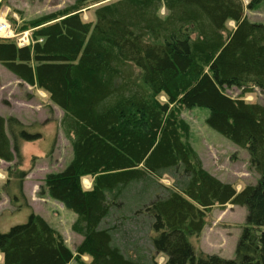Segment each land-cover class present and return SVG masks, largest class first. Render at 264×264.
Wrapping results in <instances>:
<instances>
[{
	"label": "trees",
	"instance_id": "obj_1",
	"mask_svg": "<svg viewBox=\"0 0 264 264\" xmlns=\"http://www.w3.org/2000/svg\"><path fill=\"white\" fill-rule=\"evenodd\" d=\"M102 1L24 21L16 31L31 30L27 45L0 38V64L63 112L72 157L43 184L76 214L71 230L82 238L73 256L31 211L0 232L1 264H157V255L162 264H264V105L225 92L264 90V23L245 16L242 0H113L84 21L82 8ZM193 107L207 108L206 124L247 151L255 184L237 190L204 168L179 116ZM29 128L0 115V160L20 161L21 142L41 137ZM226 204L246 209L233 257L196 253L191 238L206 213ZM136 216L147 221L148 249L121 227Z\"/></svg>",
	"mask_w": 264,
	"mask_h": 264
},
{
	"label": "rangeland",
	"instance_id": "obj_2",
	"mask_svg": "<svg viewBox=\"0 0 264 264\" xmlns=\"http://www.w3.org/2000/svg\"><path fill=\"white\" fill-rule=\"evenodd\" d=\"M111 1L113 0H104L83 7L82 19L93 21L94 9ZM250 1L252 0H242L245 16L250 21L264 23V0H255L258 2L257 5L248 9L247 4ZM74 2L75 0H2L0 21L6 20L10 23L18 38L24 39L20 44L26 45L27 40L29 42L31 40V30L17 32L16 28L21 23L59 11L71 6ZM164 13V9H161L160 14L164 15ZM228 27L232 28L233 22H229ZM6 32L3 31L0 36L9 34ZM225 92L231 97L242 96L247 102L264 105V90L257 87L251 88L244 94L241 89L233 86L227 87ZM179 113L189 127L188 142L207 171L224 182L235 184L237 190L246 184L256 183L258 174L250 166L247 151L234 145L206 124V118L209 115L207 108H181ZM0 115L5 118L14 115L29 126L30 131L41 134L39 139L21 142L20 161L14 160L9 163L0 160V232L5 233L11 226L26 222L32 211L40 214L60 232L74 256L78 240L81 238L71 230L76 214L50 198L43 184V178L47 173L63 169L72 157L70 141L64 135L60 125L63 112L50 102L46 93L26 83L23 84L0 64ZM81 182L83 187L88 189L92 178L84 177ZM20 183L22 192L19 191ZM160 183L171 185L172 181L168 176H163ZM245 215L246 209L242 206L231 204L213 206L206 213L205 226L201 234L191 238L196 253L217 254L224 258H232ZM118 218L121 217L113 216L110 221L118 223ZM147 226L145 218L136 216L134 221L127 220L121 227L124 231L130 228L131 241L137 242L139 247L148 249L151 233ZM121 235L123 234H117V237L121 238ZM83 259L88 260L87 257ZM156 260L157 264H162L164 258L157 255ZM69 264L78 263L73 257Z\"/></svg>",
	"mask_w": 264,
	"mask_h": 264
},
{
	"label": "built area",
	"instance_id": "obj_3",
	"mask_svg": "<svg viewBox=\"0 0 264 264\" xmlns=\"http://www.w3.org/2000/svg\"><path fill=\"white\" fill-rule=\"evenodd\" d=\"M5 19V18H4ZM4 21V20H3ZM1 31H7L9 34H7V35H2V36H0V38H4V39H13V38H17L16 39V44H18V46H23L24 44H20L22 41H24V39L23 38H18V35H16L17 33H14V31L12 30V28H11V25H10V23H8V22H6V20L3 22V23H0V32ZM26 32V31H25ZM19 35H21V34H19ZM14 39V40H15ZM26 42V41H25ZM24 42V43H25ZM30 42L27 40V43H26V45L27 44H29Z\"/></svg>",
	"mask_w": 264,
	"mask_h": 264
},
{
	"label": "crops",
	"instance_id": "obj_4",
	"mask_svg": "<svg viewBox=\"0 0 264 264\" xmlns=\"http://www.w3.org/2000/svg\"><path fill=\"white\" fill-rule=\"evenodd\" d=\"M14 77H15V76H14ZM23 84H25V83H23ZM13 116H14V115H13ZM16 116H17V115H16ZM4 117H5V116H4ZM17 118H18V117H17ZM89 182H90V181H89ZM89 185L91 186V183H89ZM90 186H88V189L90 188ZM39 215H40V214H39ZM74 233H75V232H74ZM77 235H78V234H77ZM79 236H80V235H79ZM80 237H81V236H80ZM81 239H82V238H80V239L78 240V244H79V242L81 241ZM78 244H77V245H78ZM0 258H1V255H0Z\"/></svg>",
	"mask_w": 264,
	"mask_h": 264
},
{
	"label": "bare ground",
	"instance_id": "obj_5",
	"mask_svg": "<svg viewBox=\"0 0 264 264\" xmlns=\"http://www.w3.org/2000/svg\"><path fill=\"white\" fill-rule=\"evenodd\" d=\"M3 21V20H2ZM2 21H0V23H2ZM4 22V21H3ZM0 33H3V31H1ZM6 33H8V32H6Z\"/></svg>",
	"mask_w": 264,
	"mask_h": 264
}]
</instances>
